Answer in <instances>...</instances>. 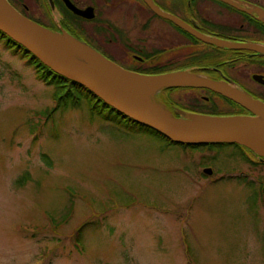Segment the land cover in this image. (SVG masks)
Instances as JSON below:
<instances>
[{
    "label": "rangeland",
    "instance_id": "rangeland-1",
    "mask_svg": "<svg viewBox=\"0 0 264 264\" xmlns=\"http://www.w3.org/2000/svg\"><path fill=\"white\" fill-rule=\"evenodd\" d=\"M55 92L0 42V264H264V164L54 111Z\"/></svg>",
    "mask_w": 264,
    "mask_h": 264
},
{
    "label": "flooded vegetation",
    "instance_id": "flooded-vegetation-1",
    "mask_svg": "<svg viewBox=\"0 0 264 264\" xmlns=\"http://www.w3.org/2000/svg\"><path fill=\"white\" fill-rule=\"evenodd\" d=\"M9 1L26 18L71 35L127 71L182 72L264 103V0H149L161 14L145 0ZM68 5L85 11V17ZM155 99L177 118L254 117L207 87L166 88Z\"/></svg>",
    "mask_w": 264,
    "mask_h": 264
},
{
    "label": "water",
    "instance_id": "water-1",
    "mask_svg": "<svg viewBox=\"0 0 264 264\" xmlns=\"http://www.w3.org/2000/svg\"><path fill=\"white\" fill-rule=\"evenodd\" d=\"M145 2L154 12L161 14L149 0ZM68 7L75 14L85 17V11L72 5ZM0 32L52 72L83 86L108 107L156 131L173 144H235L264 159V103L242 92H228L217 84L202 82L182 72L150 76L127 71L71 35L55 33L29 20L7 0H0ZM52 39L70 49L85 63L66 55L54 46ZM182 85L210 88L247 109L254 117L171 116L156 103L155 97L162 89ZM203 172L212 175L209 168Z\"/></svg>",
    "mask_w": 264,
    "mask_h": 264
},
{
    "label": "trees",
    "instance_id": "trees-1",
    "mask_svg": "<svg viewBox=\"0 0 264 264\" xmlns=\"http://www.w3.org/2000/svg\"><path fill=\"white\" fill-rule=\"evenodd\" d=\"M7 1L12 5V3L9 0ZM0 42L13 55L18 56L21 59H24L33 68L36 78L40 82H42L46 86H53L56 89V92L54 94L55 102H56L54 111L58 110L60 107L76 108L80 106L81 103L84 102L89 108L90 112L100 115L102 116V118H105L106 120L115 121L120 127L124 128L127 131H130V132L147 131L148 133L156 136L158 139L163 140L167 146L176 145L170 142L168 139H166L162 135H160L159 133H157L156 131L150 128H147L145 126H142L138 123H135L134 121H131L127 117L123 116L122 114L108 107L101 100L95 97L91 92L86 90L83 86L73 81L67 80L64 77L52 72L46 66L41 64L40 61L37 60L32 54H30L20 45L13 42L11 39L5 36L2 32H0ZM178 146L186 147L185 145H178ZM225 146H235L239 149L242 148L241 146H238L235 144H230V145L215 144V145H201V146H189V147H192V148L204 147V148L212 149V148H222ZM242 159L248 164L251 163L253 166L260 165L258 163H254L253 161L249 160V158L245 157L244 154H242ZM55 229H57V227H55ZM82 230H83V227H80L78 231L76 232V237H75L76 245L77 243L80 244L79 238H81Z\"/></svg>",
    "mask_w": 264,
    "mask_h": 264
},
{
    "label": "bare ground",
    "instance_id": "bare-ground-1",
    "mask_svg": "<svg viewBox=\"0 0 264 264\" xmlns=\"http://www.w3.org/2000/svg\"><path fill=\"white\" fill-rule=\"evenodd\" d=\"M52 43L54 44V46H56L58 49H60L62 52H64L69 57H71L77 61L85 63L81 58H79L76 54H74L70 49L65 48V46L63 44H61L60 42L52 39Z\"/></svg>",
    "mask_w": 264,
    "mask_h": 264
}]
</instances>
